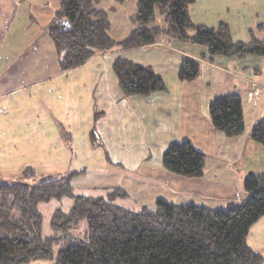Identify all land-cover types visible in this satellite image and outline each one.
<instances>
[{"label": "crops", "instance_id": "1", "mask_svg": "<svg viewBox=\"0 0 264 264\" xmlns=\"http://www.w3.org/2000/svg\"><path fill=\"white\" fill-rule=\"evenodd\" d=\"M137 2L104 0L113 38L122 39L133 29L130 16ZM59 6L60 0H0V122H10L11 133V122H34L30 131L36 137L29 143L41 144L34 147L36 152L42 142L53 139L56 146L47 145L48 150H56L55 157L70 158L71 143H64L62 126L71 131L96 112L98 138L89 150L98 144L109 156L111 184L103 189L123 188L128 203L121 198L118 202L133 210L154 208L158 199L211 209L244 202L249 197L244 189L247 175L264 173V145L251 137L264 118V58L210 59L205 46L163 37L153 44L109 51L63 72L46 30ZM118 58L152 67L165 80L167 91L123 95L113 70ZM187 58L201 64L194 81L178 77ZM228 94L242 99L245 129L236 137L215 130L211 123L210 103ZM39 127L45 134L42 140L37 137ZM9 136L17 147L18 136ZM186 139L206 154L201 177L181 176L163 165L167 147ZM248 243L264 256V217L251 227Z\"/></svg>", "mask_w": 264, "mask_h": 264}, {"label": "trees", "instance_id": "2", "mask_svg": "<svg viewBox=\"0 0 264 264\" xmlns=\"http://www.w3.org/2000/svg\"><path fill=\"white\" fill-rule=\"evenodd\" d=\"M124 3L126 0H113ZM196 0H138L130 16L133 29L122 38L112 37L104 0H60L48 34L58 52L63 72L71 71L109 51L131 49L156 43L163 37L207 47L215 56L264 58V38L251 30L248 42L233 39L229 23L216 27L196 24L190 6ZM264 31V23L258 25ZM119 89L125 96H149L166 92L165 80L152 67L118 58L113 65ZM201 64L184 59L178 70L181 81H194ZM215 130L228 137L245 129L241 96L215 98L209 106ZM94 139L98 138L93 129ZM251 137L264 145V118ZM163 165L185 177L204 174L206 154L189 139L171 143L162 156ZM86 170L42 175L35 183L0 177V264H30L36 259L50 264H263L264 256L248 243L251 227L264 217V173H250L244 180L249 197L230 202L223 209L196 204H175L158 199L154 208L138 210L118 202L127 197L121 187H107L106 194L87 196L74 193L73 182ZM23 175L35 176L25 168ZM69 197L68 211L57 210L51 220L52 232L43 234L41 203ZM86 220V240L66 243L71 231ZM55 248H58L55 254Z\"/></svg>", "mask_w": 264, "mask_h": 264}, {"label": "rangeland", "instance_id": "3", "mask_svg": "<svg viewBox=\"0 0 264 264\" xmlns=\"http://www.w3.org/2000/svg\"><path fill=\"white\" fill-rule=\"evenodd\" d=\"M108 7L112 9L111 6ZM233 9H236V12ZM240 11L241 13H239ZM109 13L111 15L113 11L111 10ZM190 14L196 24L204 23L209 27H216L220 21L229 23L233 39L236 41H250L251 30L256 37L264 38V31L258 30V25L264 23V0H196L190 6ZM92 115L87 122H80L78 126H72L71 131H67L65 126H62L64 143H71L70 158L63 157L61 154L55 157L58 154L56 150H48L47 145L56 146L53 139L42 142V150L39 148L36 152L34 147L36 148L41 144L29 143V140L33 142L36 137V134H32L30 131L32 129L31 124L34 125V122H11L14 133L9 131L10 122L7 125L5 122H0V177L7 180L35 183L42 175L69 173L67 170L71 165L69 170L71 172L80 171L83 168L86 170L84 175L75 178L73 182L75 194L94 197L106 194L107 190L103 189V186L111 184H109L111 181L108 175L109 168H106L109 156L105 152V148L98 144V147L92 148L93 152L89 150L95 143L92 133L93 129H96V121L98 120L96 112L93 117ZM56 123L60 124L61 122ZM64 125H66L65 122ZM42 130L43 127L37 128L39 140H42L45 135ZM10 134L18 136L16 139L17 147L13 144ZM73 139L74 142H72ZM28 167L35 170V176L23 175V171ZM122 202L128 203L124 199ZM72 204L71 198L64 197L61 200L52 199L39 205L43 217V234L52 232L51 220L55 211L59 209L68 211ZM86 230L87 222L83 220L71 231L72 236L67 237L66 243H78L80 240H86ZM57 250L58 248H55L54 257ZM51 262L52 260L36 259L30 264H50Z\"/></svg>", "mask_w": 264, "mask_h": 264}]
</instances>
